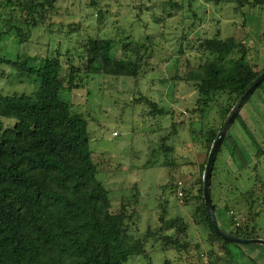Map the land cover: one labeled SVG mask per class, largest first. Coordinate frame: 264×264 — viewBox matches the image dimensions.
Here are the masks:
<instances>
[{
  "label": "trees",
  "instance_id": "obj_1",
  "mask_svg": "<svg viewBox=\"0 0 264 264\" xmlns=\"http://www.w3.org/2000/svg\"><path fill=\"white\" fill-rule=\"evenodd\" d=\"M0 1V6L4 8L0 13V21L5 26L0 39L14 34L21 44L31 40L32 30L50 25V14L59 2ZM238 5L235 13L244 18L245 10L264 9V0H240ZM176 6L171 4V8H178ZM144 13V9L139 10V18L136 15L135 19L146 25L148 30L149 24L145 22ZM165 28H161L162 32L158 28L162 39H166ZM145 34L146 42L124 33L119 40L122 44L121 58L115 57L113 53L117 40L90 38L87 45L82 47L85 49L83 54H79L86 57L84 64L80 67L69 66L70 70H66L62 78L52 76L53 72H63L64 67L59 58H47L39 69L30 67L26 61L29 59L12 62L0 58V63L9 64L17 72L40 80L35 101L25 95L0 94V264H129L133 260H140L141 264H159L160 258H164L161 260L168 264L169 253L185 260L183 255H188L192 245H196L197 250L204 246L215 250L214 261L207 257L211 264H234L235 255L230 247L240 246L224 240L215 231L203 199V175L200 177L199 196L194 198V203L184 206L194 211L192 215L186 218L182 213H177L169 218L170 203L166 200L163 211L167 216H160V227L149 229L146 236L141 238L129 237L131 233L138 234L144 212L139 216V212L136 213L130 205L122 214L112 213L111 193L106 183L99 179V168L90 150L89 119L74 111L71 103L62 97L64 92H87V85L99 78H102L103 83L105 79L111 80L112 86L118 88L126 82H138L146 73L144 69L147 63L144 61L157 55V47L150 42V38L155 37ZM176 47H180L177 56L182 57L185 46L177 43ZM80 49L78 47L77 50ZM237 52L239 56L233 57ZM246 53L245 46L237 44L233 38L207 39L203 54L214 58L198 67H191L188 63L186 76H180L179 81L195 85L197 103L202 109L217 94L235 96L237 104L264 71L256 72L246 64ZM257 92L264 94V82L252 96ZM144 99L142 95L133 102L139 103ZM148 101L154 113L157 111L161 116L171 114ZM244 107L233 125H239L251 140L257 150L256 160L260 162L264 151L242 116ZM202 109L200 112L203 117ZM154 113L151 115L154 116ZM201 120L198 123L203 127L195 130L190 126V132L202 140L199 152H206L204 164L207 165L209 152L218 133L209 135V129L206 131ZM185 125L184 121L172 123L170 133L161 138L162 145L158 151L163 155L166 166L176 164L175 145H169V140L178 135L179 127L185 128ZM232 128L218 154L211 182V197L219 224L224 216L218 209L216 189L223 171L230 167L224 158L225 154L229 155L239 171H246L251 165L242 147L230 135ZM226 143L230 149L225 146ZM257 168L258 165L254 171ZM179 182H174L175 185L170 188L173 192L175 190L178 199ZM186 187L183 186L182 200L185 198L190 201L193 196ZM136 191L139 196L131 201L141 206V190L137 187ZM155 211H150L151 215ZM255 223L253 226L249 223L225 231L245 239L261 238L257 235L259 228ZM193 231L202 233L206 240L199 242L194 239ZM216 248L222 249V252H217ZM203 260L204 256L200 254L202 264Z\"/></svg>",
  "mask_w": 264,
  "mask_h": 264
},
{
  "label": "rangeland",
  "instance_id": "obj_2",
  "mask_svg": "<svg viewBox=\"0 0 264 264\" xmlns=\"http://www.w3.org/2000/svg\"><path fill=\"white\" fill-rule=\"evenodd\" d=\"M238 1L240 2L59 0L50 14V25L32 30L31 40L26 44H21L14 34L0 39L1 59L12 62H25L29 59L26 60L29 66L39 69L44 66L47 58H59L64 67L63 72H53L52 76L62 78L66 70H70L69 66L80 67L84 64L86 57L79 54H83V46L87 45L90 38L117 40L113 53L115 57L121 58L122 44L119 40L124 33L132 34L137 40L145 42V33L155 37L150 38V42L157 47V55L144 61L147 63L144 69L146 73L138 82H126L118 88L116 85L112 86L111 80L105 79L103 83L102 78H99L87 85V92H64L62 95L64 100L71 103L74 111L89 119L90 150L99 168V179L106 183L105 186L111 193L112 213L122 214L130 205L136 213L139 212V216L144 212L140 229H137L138 234L131 233L129 237L141 238L146 236L149 229L160 227V216H167L163 211L166 200L170 203L169 218L177 213H182L188 218L194 213L184 206L190 202L194 203V198L199 196L200 177L206 167V152L202 161L196 159L202 140L191 134L190 126L200 130L202 125L198 122L203 118V125L206 131L209 129V135L219 133L226 115L236 105L235 96L217 94L209 101L207 107L202 109L197 103L198 91L195 85L179 81L180 76H186L188 63L191 67H198L206 60L214 58L203 54L206 40L235 39L237 44H243L247 50L244 62L256 72L264 70V9L245 10V16L242 18L235 13L239 7ZM171 4L177 5L178 8H171ZM3 9L0 6V13ZM143 9L145 22L149 24L148 30L146 25L135 19L136 15L139 18V10ZM164 26L166 39L159 36ZM4 30L5 26L0 21V33ZM177 43L185 46L182 57L177 56V52H180V47H176ZM78 47L82 50H77ZM238 56V52L233 54V57ZM68 60L72 62L68 63ZM178 60L180 63L177 66ZM162 81L165 83L160 84ZM113 83L115 84L114 81ZM39 87V79L21 74L9 64L0 63V94L25 95L35 101ZM142 95L145 96L144 101L133 102ZM148 99L160 103L164 109L175 112V115L155 118L151 115L154 108L147 103ZM201 109L204 112L203 117ZM154 114L157 115V111ZM242 116L264 151L263 93L257 92L251 97ZM182 120L186 124L182 130L186 139L181 135L179 140H169V145H172L174 140L177 141V146L184 147H175L178 148L174 154L175 162L179 163L166 166L163 155L158 151L161 138L170 133L174 121ZM230 135L242 147L251 165L246 171H239L229 155L225 154L224 158L230 163V167L223 171L216 189L218 209L224 216L220 224L224 230L232 231L249 223L253 226L256 221L255 224L259 228L257 235L264 239V156L260 162L256 160L257 150L239 125H233ZM225 146L230 149L228 143ZM228 149L226 150L229 152ZM183 151L187 152L188 157L176 155L177 152ZM257 165V171H254ZM177 181L187 185L186 188L193 196L192 200L189 195L190 201L177 198L175 190L173 192L170 189ZM136 186L141 190V206L138 203L132 204L131 201L139 196ZM154 210L155 213L151 215L150 211ZM193 232L197 241L206 240L199 231ZM195 246L190 247L188 255H183L185 260L178 259V256L176 258L172 252L169 253L167 256L171 262L168 264H177L179 260L181 262L178 264H202L200 254L214 261L215 250L211 251L210 246L199 250ZM230 248L235 255L234 264H264L262 245H233ZM216 250L222 252V249ZM161 259L159 264H165L166 261H162L164 258ZM129 264H141V261L133 260Z\"/></svg>",
  "mask_w": 264,
  "mask_h": 264
},
{
  "label": "water",
  "instance_id": "obj_3",
  "mask_svg": "<svg viewBox=\"0 0 264 264\" xmlns=\"http://www.w3.org/2000/svg\"><path fill=\"white\" fill-rule=\"evenodd\" d=\"M264 82V71L261 73V75L257 78V80L254 82L253 86L246 91V93L240 98V100L237 102L235 107L231 110L229 113L227 120L223 126V128L218 133L211 150L209 152L207 165L203 174V199L204 203L208 212V215L212 221V224L214 226L215 231L219 236H221L224 240L231 242L236 245H262L264 246V239L262 238H255V239H245L238 237L234 234L226 232L219 224L216 216V212L214 209V205L212 202L211 197V182H212V175L213 170L215 167V162L217 160L218 154L220 152V149L223 145V142L230 130V128L233 126L234 122L236 121V118L238 114L240 113L241 109L245 106V104L249 101V99L252 97L254 92L258 89V87Z\"/></svg>",
  "mask_w": 264,
  "mask_h": 264
},
{
  "label": "crops",
  "instance_id": "obj_4",
  "mask_svg": "<svg viewBox=\"0 0 264 264\" xmlns=\"http://www.w3.org/2000/svg\"><path fill=\"white\" fill-rule=\"evenodd\" d=\"M159 83H160V82H159ZM160 84H161V83H160ZM148 100H150V99H148ZM150 101H151V100H150ZM151 102H152V101H151ZM153 103H155V102H153ZM156 104H157V102H156ZM158 105H159V108H164V107H162V106L160 105V103H158ZM167 111H168V110H167ZM170 113H171V114H170V115H167V116H171V115L173 116V115H175V112H173V111L170 112ZM154 116H155V118H157V117H159V116H161V115H159V114L157 113V115H154ZM156 116H157V117H156ZM181 116H182V115H181ZM161 117H163V116H161ZM179 117H180V115H179ZM174 122H176V121H174ZM174 122H173V123H174ZM177 122H182V121H177ZM178 130H179L178 135H177V136H173V138H176V140H177V138H178V140H179V139L181 138V135H182V137L185 136V134H182V133H183V131H182L183 128H182V127H179ZM184 138H185V137H184ZM185 139H186V138H185ZM170 140H172V139H170ZM176 142H177V141H174V140H173V145H175V147H179V146H181V145H178V146H177V145H176ZM161 145H162V142H161ZM181 147L184 148L183 146H181ZM177 149H178V148H176L175 151H177ZM190 152H191V150H189V153H190ZM180 153H181V154H180ZM186 153H187V152H185V151H183V152H177L176 155H177V156H182V157H188V156L186 155ZM203 154H204V151L199 152L198 155H197V158H196V159L198 160V158H199V160L202 161ZM190 156H191V154H190ZM199 156H200V157H199ZM200 161H199V162H200ZM175 163L177 164V163H179V162L176 161ZM198 164H199V163H198ZM120 169H121V168H120ZM108 170L110 171V169H108ZM108 170H107V171H108Z\"/></svg>",
  "mask_w": 264,
  "mask_h": 264
},
{
  "label": "built area",
  "instance_id": "obj_5",
  "mask_svg": "<svg viewBox=\"0 0 264 264\" xmlns=\"http://www.w3.org/2000/svg\"><path fill=\"white\" fill-rule=\"evenodd\" d=\"M178 186H179V189H178L177 195H178L179 199L182 200V198L184 196V192H183V186L184 185L181 182H179ZM203 264H211V263L207 257H204Z\"/></svg>",
  "mask_w": 264,
  "mask_h": 264
},
{
  "label": "bare ground",
  "instance_id": "obj_6",
  "mask_svg": "<svg viewBox=\"0 0 264 264\" xmlns=\"http://www.w3.org/2000/svg\"><path fill=\"white\" fill-rule=\"evenodd\" d=\"M251 101V100H250ZM249 102V101H248ZM183 121V120H182Z\"/></svg>",
  "mask_w": 264,
  "mask_h": 264
}]
</instances>
